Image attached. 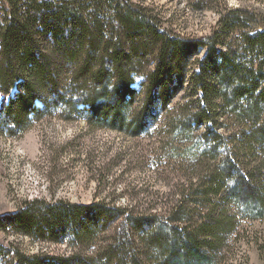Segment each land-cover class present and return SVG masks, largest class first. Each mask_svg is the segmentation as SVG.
<instances>
[{
  "label": "trees",
  "instance_id": "trees-1",
  "mask_svg": "<svg viewBox=\"0 0 264 264\" xmlns=\"http://www.w3.org/2000/svg\"><path fill=\"white\" fill-rule=\"evenodd\" d=\"M4 1L1 121L25 129L30 116L61 108L138 137L164 117L173 159L189 171L163 215L102 200L25 201L0 228L75 251L29 255L12 243L0 264H226L240 223L264 218V15L224 7L196 38L132 0Z\"/></svg>",
  "mask_w": 264,
  "mask_h": 264
},
{
  "label": "rangeland",
  "instance_id": "rangeland-1",
  "mask_svg": "<svg viewBox=\"0 0 264 264\" xmlns=\"http://www.w3.org/2000/svg\"><path fill=\"white\" fill-rule=\"evenodd\" d=\"M132 1L151 6L167 29L196 38L211 34L224 7L256 8L264 15V3L259 0ZM3 7H8L7 2L0 0V16ZM205 51L202 48L199 58ZM187 92L186 88L174 98L173 109L184 102ZM79 97L73 94L77 104L82 102ZM8 98L0 95V109ZM46 112L40 119L30 116L25 129L18 128L8 117L0 120L1 218L19 211L25 201L33 199L86 204L102 200L111 207L129 208L143 215H163L170 210L178 198V185L188 177L189 170L173 159L175 145L172 147L169 135L162 133L168 129L162 124L164 117L151 130L154 124L138 137H130L124 132L95 127L82 112L70 114L61 108ZM3 229L0 228V248H9L13 243L26 254L48 256L75 251L67 243L34 241ZM226 250V264H264V218L242 221ZM94 252L88 249L84 254Z\"/></svg>",
  "mask_w": 264,
  "mask_h": 264
}]
</instances>
